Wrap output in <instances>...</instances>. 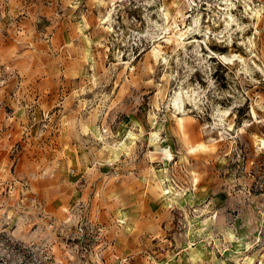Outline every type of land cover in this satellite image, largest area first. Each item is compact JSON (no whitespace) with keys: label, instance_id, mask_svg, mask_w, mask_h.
<instances>
[{"label":"rangeland","instance_id":"rangeland-1","mask_svg":"<svg viewBox=\"0 0 264 264\" xmlns=\"http://www.w3.org/2000/svg\"><path fill=\"white\" fill-rule=\"evenodd\" d=\"M0 264H264V0H0Z\"/></svg>","mask_w":264,"mask_h":264},{"label":"bare ground","instance_id":"bare-ground-1","mask_svg":"<svg viewBox=\"0 0 264 264\" xmlns=\"http://www.w3.org/2000/svg\"><path fill=\"white\" fill-rule=\"evenodd\" d=\"M230 16V15H229ZM230 19V18H229ZM232 20V19H231ZM198 23V22H197ZM199 31V30H198ZM180 35H183V33L182 34H180ZM179 36V35H178ZM181 36H179V38H180ZM183 38V37H182ZM181 40V39H180ZM193 41H194V39H193ZM178 42V41H177ZM182 44H183V42H182ZM184 47V46H183ZM224 59V58H223ZM226 59V58H225ZM228 60V62H230L229 61V59H227ZM227 62V61H226ZM181 95V94H180ZM180 95L178 96V98H179V100H181V98L182 97H180ZM177 97V96H176ZM174 100H176V99H174ZM183 101V100H182ZM178 102H180V101H178Z\"/></svg>","mask_w":264,"mask_h":264}]
</instances>
